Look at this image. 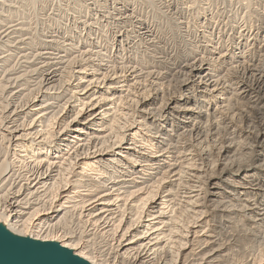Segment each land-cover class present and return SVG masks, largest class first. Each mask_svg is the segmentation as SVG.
Here are the masks:
<instances>
[{"label": "bare ground", "instance_id": "bare-ground-1", "mask_svg": "<svg viewBox=\"0 0 264 264\" xmlns=\"http://www.w3.org/2000/svg\"><path fill=\"white\" fill-rule=\"evenodd\" d=\"M10 26L7 24L6 28ZM10 32L7 29L0 31V41L11 35ZM50 54L43 52L39 60L44 68L42 85L51 88L60 74L55 67L56 61L53 66L45 62L52 58ZM3 56L0 62L7 57ZM28 60L26 65L33 61ZM70 64L72 62L69 67ZM231 69L234 70V67ZM191 71L193 77L189 76L182 85L199 89L198 93H202L203 97L212 99L211 104L215 105L214 101L219 99L221 105V95L216 96L221 91V78L214 79L203 63L194 64ZM86 72L76 71L74 80L77 81V90L74 89V97L71 91L69 93L77 103L65 108L59 106L60 110L58 107L62 114L58 118L55 116L52 129H45L54 106L44 100V89V94L32 96L35 100L30 104L11 110L9 125L5 127L4 138L0 141V165L3 167L0 171V211L7 216L11 226L31 231L34 240L47 241L39 234L53 231L66 215L73 213L81 220L85 219L92 234L101 239L103 248L100 258L91 256L90 240L81 241L82 238L77 239L71 233H63L52 240L90 264H264V117L256 116L261 108L258 109L256 104L249 106L250 110L245 109V113L238 109V112L232 111L225 118V112L221 115V106L215 108L219 110L217 113H208L205 106L194 108L179 102L176 104L173 96L174 99L163 105L157 115L151 111L152 108H146L147 95L148 98L132 99L136 101L137 115L131 121L128 114L126 121L122 116L124 124L116 131L118 122L115 124L107 120L111 106L107 111L103 109L107 105L104 104L106 99L92 98V93L99 87L98 78L87 80L89 75ZM19 76L25 77L21 73ZM137 81L134 83L137 84ZM83 83L87 84L84 92L81 89ZM252 84L258 95H264L263 79ZM117 105L120 103L117 102ZM57 111L54 115H58ZM204 115L206 119H203ZM138 118L141 119L137 121ZM158 122L162 128L165 126V130L151 131ZM147 136L149 139H146ZM172 136L175 137L174 142L171 141ZM232 227L240 229L241 237L251 243L249 248H244L243 257L239 259L236 258L240 255V251L235 249L236 240L227 230Z\"/></svg>", "mask_w": 264, "mask_h": 264}, {"label": "rangeland", "instance_id": "rangeland-1", "mask_svg": "<svg viewBox=\"0 0 264 264\" xmlns=\"http://www.w3.org/2000/svg\"><path fill=\"white\" fill-rule=\"evenodd\" d=\"M1 2L2 0H0V31L6 29L9 30V32L11 31V35L6 36L5 39L3 38L0 41V57L3 55V57L7 56L3 62H0V120L3 122L0 123L1 142L4 138L5 127L9 125L8 119L11 116V110L15 107H17L16 109H21L25 106L23 104H30L35 100L33 97H37L38 94H44V92V100L46 103L54 106L53 113L49 115L50 117L48 116L49 119L47 120L50 123L46 121L45 129H52L55 125L54 121L56 117L58 118L59 115L62 114V112H59L60 107L62 106L61 108H65L69 104L77 103L75 98H73L74 92L77 90V88H75L77 81L74 80V78H76L75 74L79 69L85 72L88 70L86 72L89 75L87 80L98 78L99 83H97V85L99 87L95 93H92V98L95 99L100 97L101 100L106 99L104 100V104H107V108L104 106L103 109L107 111L111 106L109 112L112 115L109 113L110 115H108L110 117L107 120H111L110 122L115 124L118 122L116 124L117 126H115V129L117 128L116 131H118V127L124 124L123 121H126V114L129 115V117L128 115L127 117L130 118V121L134 120L132 118L137 115L136 101L134 102L133 100H139L141 97L148 98V96L149 100L146 108L155 109V111L152 109L151 111L156 112L157 115L163 105L168 103L170 99L175 98L176 104L179 102V104H187L194 108L195 106H205V109L209 111L208 113H217L219 110L217 111L216 109L221 106V115L223 116L225 114V118H227L229 116L228 113L232 111L238 112L242 109L240 112H244L250 110L249 108L251 106L257 104V108L261 109L257 112L256 116L259 118L264 117V115L262 116V114H264V95H258L252 89L253 86L251 87L252 82H256L257 84L259 80H264V0H3V2ZM7 24L8 26L9 24L12 26L6 28ZM17 38H19L18 41ZM50 41L52 43H50ZM20 43L23 44L21 45ZM53 46L54 49H51ZM81 51H83V54ZM43 52L51 53L50 55L53 58L49 59V61L45 60V62L53 66V63L56 61L55 67L59 69V72L61 71L60 73L58 72V74H60L58 77L60 81L58 80L53 85L54 88L53 86L50 88L42 85V83L44 84V77L41 76H44V68L43 65L40 64L39 55ZM26 56H28V58H26ZM25 58L27 60L32 58L31 60L34 62L29 59L28 61L31 62H29L30 64L27 62L26 65L27 60L24 61ZM66 58H68V60ZM35 59L38 60L36 61ZM64 60L69 62L67 63ZM50 61L53 62L51 63ZM71 62L73 65L70 64V68L69 63ZM202 63L208 67V72L211 76L213 75V78L215 77L214 79L221 78V91L216 93V96L221 95L222 97L221 105L219 99H217L218 101H214L215 105L213 103L211 104L212 99L207 96V98L203 97L202 93H198V91H200L199 89L194 90L190 85L186 87L182 85L185 81L187 82L191 76L193 77L191 68L194 64L197 66ZM100 64L102 66H100ZM253 66L256 68V71ZM233 67L234 70L231 69ZM114 69L116 71H114ZM90 70L94 71L92 72ZM108 70L109 73L107 72ZM39 71L42 72L40 73ZM97 72L100 75L97 74ZM100 72L103 73L101 74ZM120 72L121 74H119ZM20 73L25 77H20ZM107 74L109 76L112 75V77H109ZM116 74H118V76H116ZM3 76H5L4 79ZM12 77L14 79H12ZM16 77L19 80L16 79ZM251 77L253 80H251ZM21 78L24 79L21 80ZM136 80H138L137 84H135ZM222 80H224L225 83L224 81L222 82ZM20 82H22V84ZM57 83L60 84L58 85ZM129 83L133 84L129 86L127 85ZM247 83L250 84L248 85ZM254 84L255 83L252 85ZM38 85H40V87L42 86V89ZM86 85V83L82 84L81 89H83V92ZM21 86L25 89H22ZM107 86L109 87L107 88ZM121 86L123 87L121 88ZM68 88L69 90H67ZM81 89L79 88L80 91ZM49 90L50 92H48ZM54 90L55 92H51ZM124 90L129 91L125 92ZM70 91L73 93V97L71 93H69ZM144 91L146 92L143 93ZM21 93L23 96H21ZM130 93L133 94L131 95ZM262 93H264V90ZM125 94H128V96L126 95L125 97ZM109 97H112L111 100ZM117 102H119L120 105H117ZM254 102L255 104H252ZM130 103L131 105L135 103V106L129 105ZM208 103H210V105ZM5 107L6 110L4 109ZM113 108L117 110L114 111ZM129 108H134V110H130ZM55 110H58V115H54L56 114ZM114 113H116V115ZM122 116H124V120L121 119ZM205 116L206 115H204L203 119H206ZM139 119L141 118H138L137 121H139ZM21 121L19 123H21ZM149 125H151V123ZM221 125L224 127V124ZM147 127L144 128L149 130ZM164 127L165 126L162 128L160 122H158L152 127L151 131L155 132L160 130V128L165 130ZM2 128L4 129L2 130ZM149 136H147L146 139H149ZM174 138L173 136L171 137L172 142H174ZM11 154H14V151H11ZM2 169L3 167L1 166L0 171H2ZM0 212V217L2 218H0V221L5 222L4 220L7 219V216H5L2 211ZM69 215L70 213L66 215V217L68 216L67 218L64 217L63 220H61L62 223L55 227L56 229L41 233L39 236L41 238H47V241H51L52 238H57L61 234H74V237L77 239L82 238L81 241L88 242L90 240L89 248L91 249V256L100 258L99 255L101 256L100 252H102L103 248V243L100 241L101 239L92 234L89 230L90 228L85 224V219H83V221L79 216L73 213ZM6 222L15 232H19L21 235H32L31 231L23 230L21 227H12L13 225L11 222L7 220ZM234 228L232 227L227 230L230 231V234L234 236L233 238L236 240L237 246L235 249L240 251L238 253L240 255L236 258L239 259L243 257L244 248H249L251 243L241 237L243 235L240 229Z\"/></svg>", "mask_w": 264, "mask_h": 264}, {"label": "water", "instance_id": "water-1", "mask_svg": "<svg viewBox=\"0 0 264 264\" xmlns=\"http://www.w3.org/2000/svg\"><path fill=\"white\" fill-rule=\"evenodd\" d=\"M0 264H90L58 242L34 240L0 221Z\"/></svg>", "mask_w": 264, "mask_h": 264}]
</instances>
